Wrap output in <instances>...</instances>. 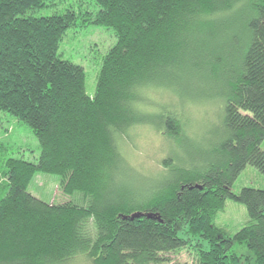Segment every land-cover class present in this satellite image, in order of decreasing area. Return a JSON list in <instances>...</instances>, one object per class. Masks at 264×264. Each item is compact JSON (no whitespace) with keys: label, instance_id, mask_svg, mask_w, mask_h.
<instances>
[{"label":"trees","instance_id":"trees-1","mask_svg":"<svg viewBox=\"0 0 264 264\" xmlns=\"http://www.w3.org/2000/svg\"><path fill=\"white\" fill-rule=\"evenodd\" d=\"M52 1L0 0V112L26 124L40 148L36 164L8 159L2 168L0 264H170L180 252L192 264H264V190L231 189L247 166L264 176V0H91L95 13L34 17ZM79 18L116 40L92 99L82 67L57 54ZM196 71L221 74L227 89V138L205 158L187 145L182 112L148 99L160 90L178 97V74ZM145 126L183 155L161 161L171 176L157 180L152 198L113 191L117 175L150 182L131 175L122 156ZM185 157L209 167L195 171ZM37 174L59 177L62 194L79 205L32 196ZM226 201L248 218L232 237L213 226Z\"/></svg>","mask_w":264,"mask_h":264},{"label":"rangeland","instance_id":"rangeland-1","mask_svg":"<svg viewBox=\"0 0 264 264\" xmlns=\"http://www.w3.org/2000/svg\"><path fill=\"white\" fill-rule=\"evenodd\" d=\"M52 2V5L34 13V17L62 14L68 9H72L78 16L95 13L98 10L91 0H53ZM237 32H240L237 26L236 28L231 27L228 34L237 36ZM115 42L116 40L111 31L93 26L82 28L81 19L79 18L77 26L70 29L59 44L57 54L60 58L82 67L85 77V94L91 99L95 95L102 55L114 46ZM239 60L240 56L227 57L228 66L234 68ZM195 74L197 76L190 75V73H186L185 76L178 74L180 77L175 79L176 81L178 79L177 90L181 92L178 97H171L169 93L160 90L157 94H149L148 99L151 97L154 101H158L157 105H173L176 108L170 107V109L182 112L185 121V136L188 139L186 143L192 146L193 151H196V149L202 151L205 158L206 154L211 155L221 142L227 138L224 126V106L227 89L221 74L212 76L210 72L199 73L198 71ZM209 98H213V101L209 102ZM260 149L264 152V140L260 145ZM122 150L124 162L131 175L139 177L143 175L142 179L149 178L150 182L138 185L133 179L125 180L117 175V178L114 176L113 191L126 190L133 196L144 195L146 197L147 195L151 198L160 189L157 180L161 179L166 183L171 176L170 174L166 176L161 174L166 169L161 166V161L168 158L167 153L183 155L181 148H171L167 141L166 143L163 142L147 126L139 128L136 132L133 130L131 140L126 139ZM39 155V144L29 127L10 114L0 112V198L6 193V179L4 175L2 176V168L6 160L14 159L36 164ZM185 158L182 160V164L185 166L192 164L195 171L199 168L198 171L200 172L201 170H207V167H209L208 164L205 166L196 157ZM243 188L264 190V176L256 169L247 166L231 187L234 194L239 193ZM27 192L45 203L70 202L79 205L73 200V197L62 194L60 178L57 176L37 174L29 185ZM247 222L245 207L226 201L223 210L215 216L213 226L219 233L232 237ZM234 250L238 254L245 252L238 245L234 246ZM168 257L170 258V264H192V257L185 252L169 255ZM82 258H76L68 264H87L86 259Z\"/></svg>","mask_w":264,"mask_h":264}]
</instances>
